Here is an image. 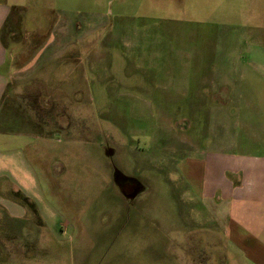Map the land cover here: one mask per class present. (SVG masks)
<instances>
[{
	"label": "rangeland",
	"instance_id": "1",
	"mask_svg": "<svg viewBox=\"0 0 264 264\" xmlns=\"http://www.w3.org/2000/svg\"><path fill=\"white\" fill-rule=\"evenodd\" d=\"M9 1L16 43H77L0 104V154L38 177L0 185V264H183L168 246L214 228L188 161L264 157V0Z\"/></svg>",
	"mask_w": 264,
	"mask_h": 264
},
{
	"label": "crops",
	"instance_id": "2",
	"mask_svg": "<svg viewBox=\"0 0 264 264\" xmlns=\"http://www.w3.org/2000/svg\"><path fill=\"white\" fill-rule=\"evenodd\" d=\"M13 6L9 0H0V104L10 89L30 84L41 73L53 78L56 69L48 70V64L70 52L77 43L68 40L70 37L66 34H51L49 42L46 41L37 52H31L30 44L44 40L45 36L38 32L31 43L29 36L16 43L17 33L7 26L11 22ZM41 82L39 86H43ZM230 103L226 101L224 107ZM220 106L223 105L220 103ZM227 115L228 120L219 121V128L228 135L232 130V116ZM250 125L243 123V137L260 138L252 132ZM4 136L0 133V138ZM233 152L220 151L214 157L188 161L187 180L196 199L207 209L214 228L208 232L196 231L197 238L192 237L196 232L187 231L188 243L172 242L168 246L166 250L171 257L175 252H183V264H264V157L226 158L234 156ZM11 153L13 151L0 154V185L11 182L10 186L24 189L30 186L28 181H38L29 163L17 165L10 158ZM27 172L29 174H24ZM27 190L24 194L32 198ZM203 233L209 236L200 237Z\"/></svg>",
	"mask_w": 264,
	"mask_h": 264
},
{
	"label": "flooded vegetation",
	"instance_id": "3",
	"mask_svg": "<svg viewBox=\"0 0 264 264\" xmlns=\"http://www.w3.org/2000/svg\"><path fill=\"white\" fill-rule=\"evenodd\" d=\"M137 193V188L128 187L125 189L124 194L128 198H132ZM132 196V197H131Z\"/></svg>",
	"mask_w": 264,
	"mask_h": 264
}]
</instances>
